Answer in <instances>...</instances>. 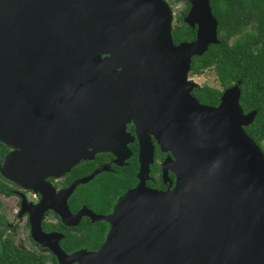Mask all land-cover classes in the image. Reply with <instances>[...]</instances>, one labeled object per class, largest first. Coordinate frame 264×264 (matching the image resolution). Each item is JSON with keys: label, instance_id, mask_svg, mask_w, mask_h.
<instances>
[{"label": "water", "instance_id": "water-1", "mask_svg": "<svg viewBox=\"0 0 264 264\" xmlns=\"http://www.w3.org/2000/svg\"><path fill=\"white\" fill-rule=\"evenodd\" d=\"M191 1L197 39L176 44L165 0H0V142L11 149L0 171L42 193L28 207L32 236L58 264H264V150L244 128L257 110L242 108L241 81L218 105L192 94L193 57L220 40L210 0ZM135 139L139 182L110 214L68 204L104 168L59 192L47 180L100 151L121 162ZM155 141L170 153L164 190L147 185ZM47 210L110 229L96 250L68 253L64 234L43 230Z\"/></svg>", "mask_w": 264, "mask_h": 264}, {"label": "trees", "instance_id": "trees-1", "mask_svg": "<svg viewBox=\"0 0 264 264\" xmlns=\"http://www.w3.org/2000/svg\"><path fill=\"white\" fill-rule=\"evenodd\" d=\"M214 6L220 22V43L210 44L203 55L194 56L189 74L201 75L212 70L221 87L199 84L192 90V94L202 103L218 105L223 92L241 81L240 104L242 108L246 113L257 110L254 121L244 128L264 150V0H250L248 4L243 0L241 2L239 0H214ZM175 34H177L176 30H174ZM179 34L182 35L183 32L178 33L176 42L181 39ZM131 147L135 153L139 151L137 142L131 144ZM7 151V145L1 142L0 153L5 154ZM164 155L162 151H158L159 160ZM134 160V164L126 168L125 175L113 176L112 173H108L104 180L103 177H98L94 185H88V189H83L84 192L77 193V196H83L80 198L88 201L99 200L110 209L116 197L137 181L135 174L138 159L135 157ZM159 163L156 161V168L160 170ZM86 164L88 163L83 162L75 167V172L68 174L67 182L77 177L74 174L79 172L80 175L87 171ZM84 186L86 185L81 188ZM97 186L101 189L96 188ZM0 192L9 193L1 183ZM8 226V221L0 210V264H48L49 260L57 263L53 254L38 253L15 243L8 235L5 236ZM106 227L107 224L104 221L99 222L98 228L103 230ZM98 228L89 230L88 234H82L69 244L65 242L64 248L69 253L79 248L88 249L90 246L97 249L104 238Z\"/></svg>", "mask_w": 264, "mask_h": 264}, {"label": "flooded vegetation", "instance_id": "flooded-vegetation-1", "mask_svg": "<svg viewBox=\"0 0 264 264\" xmlns=\"http://www.w3.org/2000/svg\"><path fill=\"white\" fill-rule=\"evenodd\" d=\"M165 1L169 4V6L172 10V13H173L172 34H173V39H174L175 43L180 44L181 42H193V41H195L197 39L198 30H199V26H200L199 16L192 17V22H188L186 20V18L188 17V15L190 14V12L193 8L192 1L191 0H165ZM241 1L242 0H239V2H241ZM243 1L247 2V4H248V2L250 0H243ZM100 4L103 5V0H100ZM210 5L212 7L213 15L218 20V29L217 30H218V38L220 40V37H219V23L220 22H219L218 16L215 13L216 9L214 6V0H210ZM174 30L177 31V34H175V35H174ZM179 32H183V34L182 35L179 34V36H181L180 37L181 39H179V41L176 42V39L178 37ZM107 55L108 54L104 53L102 56L106 57ZM196 56H198V55H196ZM132 125H133V127H132ZM127 130L129 132H131L132 134H135L134 124L129 123L127 125ZM135 142H137L138 150H139L138 139H135L134 142L129 144V147L132 151L131 156L124 158L121 162L117 161V155L116 154H114L112 152L100 151V152L95 153L93 158L88 159V160H83L77 165V166H79L83 162L88 163V164H86V167L88 170L84 171V173L80 174V175H79V172H78V174H74L77 177H75L71 181L67 182L68 174L73 172V171L75 172L74 169L77 166L72 168V170L70 172H68L67 174H65L63 177H58V176L54 175V176L48 177L47 180L56 189V192H59L60 190H63L65 188L69 187L72 184V182L75 181L76 179L81 178L83 176H87L98 168H104V170H102L100 173L96 174L92 180H90L86 183L78 184V186L75 188L72 195L68 198V204L70 205V208H71L72 212H74V213H76L79 210H81L82 208L86 207L87 209L93 211L95 214H98V215L110 214L113 211L114 206L116 205L120 196H122L127 190L135 187L139 182V178H138V174L140 171L139 151L137 153H135L131 147V144H133ZM155 144H156L155 162L150 167V173H149L150 179L147 180V185L150 187H153V188L164 190V189L170 188V186H171V183H170L171 181H165V178L163 176V171H162V164H163L164 160L166 159V157L170 155V153L162 151L165 155L161 160H159L158 151L159 150L161 151V149L157 145L156 141H155ZM10 151H11V149L8 147V151L5 154L0 153V167L4 164L5 158ZM135 154H136V156H135ZM135 157H136V159H138V167L136 168V174H135L137 181L132 187L126 189L120 195H118L116 197V199H115L114 203L112 204V206L110 207V209H108L105 206V204L99 200L88 201L86 199L80 198L83 196H80V195H79L80 197L77 196V193H81V191L84 192L85 189L87 190L88 185L89 186L94 185L95 184L94 181H96V179L98 177H100V178L103 177L102 179L104 180L105 178H107L106 174H108V173H112L113 176L119 175V174L125 175L126 174L125 173L126 168L129 166H132L134 164ZM156 161L160 162L159 163L160 164V170H159V168H156ZM171 174L174 175V173L171 171L169 172V177L172 180V186H174L175 185V175L172 176ZM150 182H153L154 184H157V185L156 186L152 185ZM0 183L6 187V190L9 191V193L0 192V195L6 196L8 198H12V222L8 219L7 215L2 210L3 202L0 200V202H1L0 210L5 215V217L8 221V224H9V226L6 227V231L8 229V232H12L11 233L12 236L11 235H8V236L11 237L15 243L23 245L28 249H31V250L36 251L38 253H46L48 255H49V253L53 254L48 248L43 247L38 242H36L32 236L31 213L29 212L28 207L29 208H30V206L33 207L34 205L39 203L43 197L42 193L40 191L34 189V188L24 187V186L16 183L13 180L6 178L1 173V171H0ZM83 185H86V186L81 188V186H83ZM96 188L101 189V187H99V186H97ZM104 189H105V187H104ZM116 192L119 193V191H116ZM100 221H104V220H93V218L90 215L86 214L83 216L79 225L68 226V225L63 223L62 218L58 213H56L54 210H47L42 217V227H43V230L46 232H60V233L64 234V237L60 240V244H61L62 248L66 251V249L63 246V244L65 242H67L66 244H69L71 241H74V239H76L77 237H80L82 234H88L89 230H91L93 228H98ZM104 222L107 224L106 229L101 230L100 228H98V231H100L99 233L104 235V238L101 241L100 245L104 242V240L107 236V233L109 232V229H110V224L106 221H104ZM22 230L27 232L26 238L22 236V232H21ZM5 236H7V233L5 234ZM17 237H18V239L16 240ZM17 241H19V242H17ZM27 242L30 243V246L27 245ZM100 245H99V247H100ZM79 249H81V248H79ZM79 249H77V250H79ZM88 249L89 250H96V248H93L92 246H90ZM72 252H74V251H72ZM72 252H70V253H72ZM56 259H57V257H56ZM53 262H54L53 260H49L48 264H55ZM56 264H58V259H57Z\"/></svg>", "mask_w": 264, "mask_h": 264}, {"label": "rangeland", "instance_id": "rangeland-1", "mask_svg": "<svg viewBox=\"0 0 264 264\" xmlns=\"http://www.w3.org/2000/svg\"><path fill=\"white\" fill-rule=\"evenodd\" d=\"M190 78L198 82L200 85L202 84H208L215 87H221L218 79L216 78L214 72L212 70L206 71L204 74L201 75H191L189 74ZM0 200L3 202V208L2 210L7 215L8 219L12 222V198H8L6 196L0 195ZM10 231V230H9ZM23 237H27V232L21 231ZM7 235L12 236V232H8V229L6 231ZM18 237L16 238V240ZM19 242V241H17ZM27 245L30 246V243L27 242Z\"/></svg>", "mask_w": 264, "mask_h": 264}]
</instances>
